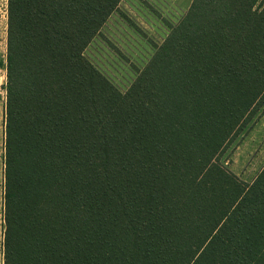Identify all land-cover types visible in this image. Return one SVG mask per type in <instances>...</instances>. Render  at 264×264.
I'll return each mask as SVG.
<instances>
[{"label": "trees", "instance_id": "obj_1", "mask_svg": "<svg viewBox=\"0 0 264 264\" xmlns=\"http://www.w3.org/2000/svg\"><path fill=\"white\" fill-rule=\"evenodd\" d=\"M122 0H8L5 264H264V0H193L122 93L84 52Z\"/></svg>", "mask_w": 264, "mask_h": 264}, {"label": "rangeland", "instance_id": "obj_2", "mask_svg": "<svg viewBox=\"0 0 264 264\" xmlns=\"http://www.w3.org/2000/svg\"><path fill=\"white\" fill-rule=\"evenodd\" d=\"M192 2L122 0L84 56L125 93L164 44L172 28L189 11ZM263 117L264 104L220 155V162L246 183H252L264 166Z\"/></svg>", "mask_w": 264, "mask_h": 264}, {"label": "crops", "instance_id": "obj_3", "mask_svg": "<svg viewBox=\"0 0 264 264\" xmlns=\"http://www.w3.org/2000/svg\"><path fill=\"white\" fill-rule=\"evenodd\" d=\"M7 55H8V0L6 3L4 2V0H0V77L4 78L0 80V264H5L4 244H5V231H6V222H5L6 149H5V141H6V106H7ZM263 120H264V117H263ZM263 167H261L260 171H258L259 173L261 172Z\"/></svg>", "mask_w": 264, "mask_h": 264}, {"label": "snow or ice", "instance_id": "obj_4", "mask_svg": "<svg viewBox=\"0 0 264 264\" xmlns=\"http://www.w3.org/2000/svg\"><path fill=\"white\" fill-rule=\"evenodd\" d=\"M4 2L6 3L7 2V0H4ZM2 79H4L3 77H0V80H2Z\"/></svg>", "mask_w": 264, "mask_h": 264}]
</instances>
